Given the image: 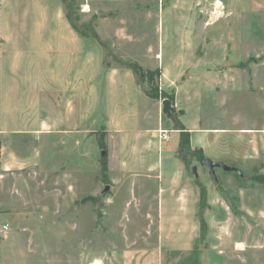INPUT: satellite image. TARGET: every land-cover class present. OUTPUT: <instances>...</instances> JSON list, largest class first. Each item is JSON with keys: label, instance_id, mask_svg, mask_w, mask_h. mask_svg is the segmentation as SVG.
Listing matches in <instances>:
<instances>
[{"label": "rangeland", "instance_id": "1", "mask_svg": "<svg viewBox=\"0 0 264 264\" xmlns=\"http://www.w3.org/2000/svg\"><path fill=\"white\" fill-rule=\"evenodd\" d=\"M263 2L0 0L3 90L13 68L40 77L42 88L40 150L29 137L2 139L10 159L0 167V226L9 229L0 235V264H264V183L256 179L264 175V135L238 129L264 126V70L256 64ZM227 49L239 58L232 68L199 64ZM149 51L165 63L187 57L149 68L139 60ZM130 62L152 73L130 82ZM80 69L92 80L89 119L84 80L70 86L74 112L51 95L65 71L76 79ZM229 77L237 82L216 85ZM165 98L178 123L162 112ZM239 99L242 107H232ZM119 111L128 116L123 137L114 125ZM197 120L193 135L182 121ZM56 121L75 124L73 132L59 133ZM161 128L170 139L160 141ZM206 156L243 176L217 168L215 179ZM138 158L149 165H127Z\"/></svg>", "mask_w": 264, "mask_h": 264}, {"label": "crops", "instance_id": "2", "mask_svg": "<svg viewBox=\"0 0 264 264\" xmlns=\"http://www.w3.org/2000/svg\"><path fill=\"white\" fill-rule=\"evenodd\" d=\"M264 5V2L261 3V5ZM262 11V9H261ZM264 11V9H263ZM260 27V26H259ZM247 52L246 54H248ZM99 54L104 55V51L102 49H99ZM163 54V53H162ZM257 68L259 70H264V29H260L258 32V40H257ZM160 53H156L155 56H159ZM178 58L176 56H171L169 57V60L165 63L164 60L159 62V58L156 59L153 57V51H149V57H146V61L142 60L143 64L149 66V68H155L159 66V64H162L164 69L170 68L169 66H177L178 64H181L182 62L185 61V57H187L186 53H178ZM238 55H235L232 49H227L224 54L219 55V56H212L208 57L206 60H200L201 62L199 64H202V68H214V69H228L232 68L234 65L235 61H238L239 58L237 57ZM68 57V58H67ZM69 55L64 56L65 61L68 63L67 59H69ZM76 57V56H75ZM73 57L72 64H76L77 60L76 58ZM86 56H83V63L82 65H87L88 64V58L86 61L84 59ZM202 57V56H201ZM163 58V56H162ZM180 58V59H179ZM2 56L0 57V75H1V80H0V94H1V110H0V167L4 165L5 160H9L10 157H8V153H10L9 147L4 145L2 143V139L6 135H11V134H16L18 139L25 140L27 137L30 139H33L34 141L38 142V148L41 145V139H42V88H41V78L39 77V80L36 78H31V77H26V76H21L17 70L14 68L11 69L12 72L10 73L9 68H8V78L6 81V89L3 90V64H2ZM161 59V58H160ZM154 60V61H153ZM208 60V61H207ZM241 60V59H240ZM140 61V62H141ZM181 61V62H180ZM66 63V64H67ZM102 63V60H101ZM171 63V64H170ZM142 64V63H141ZM142 64V65H143ZM70 66L68 63L66 67ZM173 68V67H171ZM83 69L78 70L79 71V76H77L76 79H71L68 77L63 78L66 76L68 71H65L64 76L61 77V79H57V87L55 88L54 91H52V96H60L62 98V101L65 99V107L68 112H74V104L72 103L69 105V97L68 95H71L73 93V89L70 88V86L73 87V85H78L77 82H80L81 80L83 81L82 85V108L84 109L83 113L85 116H87V119L90 118V82L92 81L90 79V70H88V74L85 78H82L80 76V71ZM41 72V71H40ZM37 73L36 68H35V74ZM128 74L131 76L129 77L130 82H132L134 79L135 73L133 70L129 67L128 69ZM115 79H119L116 78ZM115 79H111L113 82ZM135 80V79H134ZM72 81H76V84H73ZM39 82V83H38ZM135 82V81H134ZM219 85L229 87L232 86L235 82V79L232 77H229L225 79V81H222L219 79L217 81ZM248 82V80H247ZM247 82H241V86H247ZM258 82L260 83V90L264 91V77H258ZM73 84V85H72ZM59 87V88H58ZM223 92V91H221ZM227 92V89L225 93ZM234 91H232V94ZM237 92V91H235ZM243 92H248L247 90L244 91V89H241L240 92L236 93L240 95V97H243ZM5 98V99H4ZM263 100V101H262ZM261 100V105L263 107L264 105V93H263V99ZM5 101V102H4ZM74 101V100H73ZM72 102V101H71ZM229 101L226 100L227 105L230 106ZM242 101L237 100V101H232L234 104L232 107H242L244 104ZM55 105L57 106L56 108V117H59V112L58 110L63 108V104L61 102L58 104V99L56 98ZM228 108V107H227ZM54 109V107H53ZM120 111L116 114L117 120L116 123L114 124L117 129L116 131L119 133L123 134L125 132H128L126 130V126L128 124V116L125 114H119ZM115 115V114H114ZM27 118L29 119V124L27 127ZM32 122V123H31ZM4 123L6 126L4 127ZM58 124L60 130L59 133L62 134H67L69 135L70 133L73 132V127L75 124L68 125L67 121H65L64 124L59 123V121H56ZM175 123V122H174ZM183 125L191 131V133L194 135L197 132L196 127L199 124V121H194L192 125H189L186 121H182ZM15 126H18V130L11 129L14 128ZM151 127V126H150ZM149 127V129H150ZM239 130H256L259 136L264 135V126H253V128H250L251 126H238ZM58 128V129H59ZM221 130H228V129H221ZM219 131V130H218ZM218 133V132H217ZM137 138V137H136ZM140 140V137H138ZM213 139V138H212ZM126 141H124L125 144ZM131 144H134L133 136L131 137ZM143 143V141H142ZM40 150V148L38 149ZM12 159V158H11ZM149 165V160L144 161L142 158H138V160L132 161L131 163H128L127 165H136V166H144V165ZM4 168V167H2Z\"/></svg>", "mask_w": 264, "mask_h": 264}, {"label": "water", "instance_id": "3", "mask_svg": "<svg viewBox=\"0 0 264 264\" xmlns=\"http://www.w3.org/2000/svg\"><path fill=\"white\" fill-rule=\"evenodd\" d=\"M162 105H163L162 112L164 114H166L168 118L172 119L175 123H178V119H177V116L175 114L176 109H175V106L173 104V101L169 98H165L162 101ZM106 154H107V150L103 149L102 156H101L102 157V164H105V162H106ZM202 162L206 166L209 173H211L215 179H217V174H216L217 168H222L225 171H236L241 176H243V172L240 170V168H238L237 166H234V165H229V164L225 163L224 161L214 160L213 158L206 156L203 158ZM192 170H193L194 174L198 177L199 174H198L196 165H194L192 167ZM110 188H111V185H106L104 191L107 192Z\"/></svg>", "mask_w": 264, "mask_h": 264}, {"label": "trees", "instance_id": "4", "mask_svg": "<svg viewBox=\"0 0 264 264\" xmlns=\"http://www.w3.org/2000/svg\"><path fill=\"white\" fill-rule=\"evenodd\" d=\"M129 67L133 70V72L135 73V75H136L137 77H138L139 75L148 76L149 73H152V71L149 70V69L144 70V69L139 65L138 62H130V63H129ZM148 94H149V93H148ZM105 164H106V162H105ZM105 164H103V165H105ZM256 179H258V180H260V181H262V182L264 183V175H258V176L256 177Z\"/></svg>", "mask_w": 264, "mask_h": 264}, {"label": "built area", "instance_id": "5", "mask_svg": "<svg viewBox=\"0 0 264 264\" xmlns=\"http://www.w3.org/2000/svg\"><path fill=\"white\" fill-rule=\"evenodd\" d=\"M159 139L162 142L163 140H168L170 139L171 135L169 133V131L167 130H163L162 128L159 129ZM9 229V225L3 224L0 226V235H2L3 233H6Z\"/></svg>", "mask_w": 264, "mask_h": 264}, {"label": "bare ground", "instance_id": "6", "mask_svg": "<svg viewBox=\"0 0 264 264\" xmlns=\"http://www.w3.org/2000/svg\"><path fill=\"white\" fill-rule=\"evenodd\" d=\"M97 264H100L99 262H97Z\"/></svg>", "mask_w": 264, "mask_h": 264}]
</instances>
